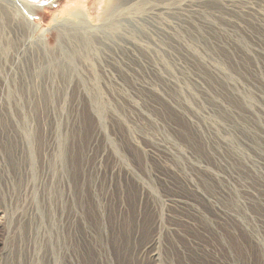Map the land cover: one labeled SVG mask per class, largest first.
<instances>
[{"label": "rangeland", "instance_id": "rangeland-1", "mask_svg": "<svg viewBox=\"0 0 264 264\" xmlns=\"http://www.w3.org/2000/svg\"><path fill=\"white\" fill-rule=\"evenodd\" d=\"M14 1L28 10L25 23L0 21V44L8 49L0 58V264H242L231 246V224L215 205L231 206L232 189L264 188V156L244 143L260 136L264 154V53L254 59L244 52L251 45L255 53L257 39L244 34L240 45L226 41L232 50L219 48L240 93L251 91L263 102L252 135L232 132L233 125L252 123L249 104L189 50L184 72L207 75L206 91L198 86L200 99L185 97L148 70L140 62L147 55L136 58L125 49L120 30L89 52L67 37L76 33L60 25L76 20L72 8L87 2L98 25L107 0ZM259 10L264 18V7ZM231 17L235 23L218 17L224 28L216 32H264L262 20L252 15ZM128 23L120 29L134 36L136 27ZM60 43L78 53L73 65L60 55ZM199 51L204 54L205 48ZM52 54L60 67L50 73L51 82ZM145 82L153 89L143 87ZM212 96L234 110L235 120L224 117L226 130L220 129L219 137L236 141L235 146L219 144L208 126L216 115ZM204 108L214 112L203 117ZM16 125L35 134L32 169L20 137L8 134ZM186 201L189 209L180 210L177 205ZM249 217L264 238V208L253 206ZM242 259L250 264L247 255Z\"/></svg>", "mask_w": 264, "mask_h": 264}, {"label": "bare ground", "instance_id": "bare-ground-1", "mask_svg": "<svg viewBox=\"0 0 264 264\" xmlns=\"http://www.w3.org/2000/svg\"><path fill=\"white\" fill-rule=\"evenodd\" d=\"M103 2H106V4H104ZM103 2L102 3L104 4V6L103 5L102 6L105 7L103 8V11H104L103 15L105 16V18L102 15H100L101 11L99 10L100 14L98 15V17L100 18L102 16L104 19L103 20L99 19L103 22L102 24H99L100 23L99 22L98 25L94 24L92 20L93 18L90 16V12H89L90 8L87 2L84 3L83 1L84 4L79 9L77 7L72 8L74 9V11L70 10V12L72 11V13H76V14H73L77 17L76 20H68V21L63 22L62 25H60L61 27L65 28L66 32L76 33V34H72V36L67 35V37L69 38L72 37L73 39L77 38L78 42H80V47L84 48L85 52H89L93 50L92 48L95 46L97 42L106 43L107 40H111V38L108 39L109 37H112L113 35H115L116 32H113V31L120 30L121 38L127 41V43H124L125 46H123L125 49H127L130 53H132V55L136 58L140 57V55L138 57V55L136 54H140V53L142 54L143 52L147 55L146 58L141 60L140 62L142 64L145 63V67L148 70L155 71L157 74L161 75L162 79L171 88H178L179 91L180 90L182 91L184 96L189 95V97L192 96L193 98L196 97L200 99L199 94L203 93V91H206L205 89L206 87L204 88V82L206 83V78H205L206 74L203 75L201 71L200 72L197 71V73H192V75L184 72V69H186V67H188L190 63V62L188 63V61L187 62L185 61L188 58V56H190V54L187 51L189 50V52L195 58H197V61H201L202 64L205 63L204 65L208 67L213 74L220 77L221 80L227 86L228 85L230 86V88L234 91V93L236 92L238 93V96L242 101L247 102L249 104L248 115H249V119L252 120V123H249V125H247L245 122H242V124L233 125L235 127L232 128V132H234L235 130L236 131L239 130V131L248 132L249 134L252 133L253 135V132L257 130L255 126L258 123L260 124V119L258 117V114L260 113V111L258 110L259 109L258 105L262 102V100L259 101L258 100L259 96H257L255 93H252L251 91L249 92L247 91L248 93H244V94L240 93V91L238 90L239 88H238L237 83L234 82V80L236 79L235 78L236 76L233 75V73L228 69L229 67L227 69L226 67L224 68L225 62H223L219 56V52H220L219 48L222 47L224 49L227 48V49L232 50L230 48L231 45L229 46V44L226 43V41L230 38H232L231 42L235 40L238 44V38L240 35L245 34V36L255 37L258 42V45H256L257 47L256 52L254 53L252 51L251 45L248 48L244 49L245 54H249L255 59L257 56H262V55H258L257 53H264V47H263V44L260 38V33H264V32H244V33L239 32V31L238 32H220V31L216 32V29H221L222 27L224 28V25L218 23V20H219L217 19L218 17H221V20L222 18H225L226 21L228 20L229 22L235 23L233 22L234 19L232 20L233 17H231L233 14L234 15L235 14L252 15L254 16V18L262 20L263 26H264V18H262L261 11L259 10L262 6L264 7V0H107ZM213 4L217 5L216 8L212 7ZM26 10L28 9H26V7L24 6L22 2L14 1V0H0V21H6L12 25L19 24L21 22L25 23L26 17L24 14H27ZM80 14H82L83 17H81ZM123 22H129L130 24L136 27V29H134V27L131 28L132 29L131 31H135V32H131L134 36L130 35V32H127V30L124 31V29L123 30L120 29L122 28L121 23ZM144 23H146L145 25H148L147 32H144L145 28H142ZM130 24L126 26L132 27V25ZM123 27L125 26L123 25ZM208 27H212V32H204ZM230 27L231 29L235 28L236 30V27L232 25H230ZM136 30H139V31L141 30V32L143 31L144 33H146V36L139 35L138 31L136 32ZM187 30L189 32H186ZM263 36L264 35H262V38ZM119 39L120 38H118V41ZM202 47L205 48L204 54H202L199 51V48H202ZM183 49H185V53L187 54L186 56L183 54L184 53ZM5 51H8V49L2 44H0V58L2 57ZM224 51L226 52V50ZM76 54L78 53L75 50L68 49L66 48L64 44L60 43V55L64 58L65 61L70 62L73 65V59L76 56ZM193 56H191V58H193ZM110 57L112 58L113 56H110ZM165 57H168V59L171 60V63L167 61ZM48 58L51 59L50 61L47 60L48 62L47 65H49L48 71H49V78H50L51 77L50 73L54 72L55 68L60 67L58 66L60 62L57 63L58 59L55 58L54 54L50 55ZM76 58L77 57H75V59ZM215 58H219L220 61L216 60ZM0 62H2V60ZM173 63L175 65V68L173 67ZM210 70L208 72H210ZM3 79H5V77ZM50 81H51V78H50ZM50 81H48L46 86H49L52 84L51 83L52 81L51 82ZM45 82L47 81L45 80ZM188 84L196 86L197 89H191L188 86ZM52 86L53 85H51L50 87ZM143 87L153 89L152 84L150 85L147 82L143 84ZM47 95L49 96V94ZM51 97H52V94H51ZM185 97L188 98V96H185ZM218 98L216 96H212L210 98V104L212 103V106H214L216 115L214 119L208 123L209 124L208 126L210 127L211 132L216 136L217 142L219 144L221 141L223 145H226V146L234 145L235 146L236 141L228 140L226 137H221V138L219 137V134H221L219 133L221 132L220 129L226 130V126L222 124V121H224V117L228 115L229 119L231 117L233 120H235V113L233 112L234 110H231L232 107L230 106V104L228 105L227 108H225V105L221 103L219 100H217ZM95 103L97 104V100ZM261 104H263V102ZM214 110L204 108L202 111V116L205 117V115H210V112H214ZM16 123L18 124V122ZM11 128H13V131L11 132L10 129H8L9 136H11V133H15L14 138L17 136L20 137L21 139L20 142L22 143L21 150L23 153L26 151L29 153L28 158L30 159L29 160L31 163L30 167L32 169V163H33L32 160H33V152H34L33 145L36 142L34 132L29 127H20L19 125H16L15 127H11ZM54 130L55 128L53 127L52 133H55ZM258 130L260 129L258 128ZM207 134L208 133H206V135ZM257 137H254V141L256 144L254 143V141L250 139V137L246 138V140L249 141L251 144L244 142V140L243 142L245 143L246 147H249L251 149L253 147V149L256 152H258L261 156H264L261 150L262 149V145H261L262 142L260 141L261 138L260 136H259V139ZM212 141L214 143L213 139ZM56 142H57V139H56ZM57 147L59 150V146ZM61 150H63L62 146H61ZM16 151L18 155L21 156L22 152L21 153L18 152L19 148H16ZM239 153L241 154L242 152L240 151ZM150 155L154 156L155 154H150ZM62 156H63V153L61 151V157ZM59 157H60V154H59ZM263 161H264V158H263ZM196 193L203 196L202 193L199 192L198 190H196ZM230 196L232 199L231 206H229L228 208L221 206L222 208H219L218 206L215 205V209L219 213V215H221L222 217H227L226 220L230 222L231 224V228L233 229L234 233L231 236L232 238H230L231 239L230 241L232 242V245L231 243L230 245L233 247L236 245L237 254L240 256V259H238V262L241 261L243 262L242 264H247V262H244L242 259L245 255H247V258L250 264H264V238L262 236L261 230L258 227H256L254 224L253 225L251 224L250 217H249L250 208H252L253 206H257V204H259L264 208V188H241L240 187L239 189H232L230 191ZM242 197L244 198V201H242L240 205L239 199ZM189 206L190 205L187 203V201L180 202L177 205V207L182 211L189 209ZM191 210L197 212V209L195 206L191 207ZM0 224H2L1 218H0ZM233 249H235V247Z\"/></svg>", "mask_w": 264, "mask_h": 264}]
</instances>
